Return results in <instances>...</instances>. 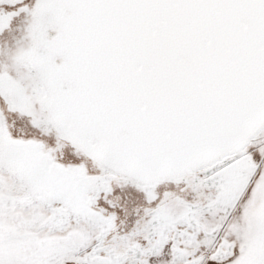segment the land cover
Returning a JSON list of instances; mask_svg holds the SVG:
<instances>
[{
  "label": "snow or ice",
  "instance_id": "snow-or-ice-1",
  "mask_svg": "<svg viewBox=\"0 0 264 264\" xmlns=\"http://www.w3.org/2000/svg\"><path fill=\"white\" fill-rule=\"evenodd\" d=\"M0 264H264V0H0Z\"/></svg>",
  "mask_w": 264,
  "mask_h": 264
}]
</instances>
